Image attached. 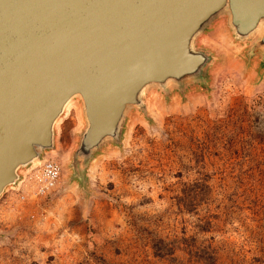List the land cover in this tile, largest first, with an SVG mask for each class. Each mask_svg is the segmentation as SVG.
Instances as JSON below:
<instances>
[{
    "label": "rangeland",
    "instance_id": "rangeland-1",
    "mask_svg": "<svg viewBox=\"0 0 264 264\" xmlns=\"http://www.w3.org/2000/svg\"><path fill=\"white\" fill-rule=\"evenodd\" d=\"M253 38L220 13L193 39L209 61L183 86L150 87L117 140L73 160L85 127L73 99L53 125L46 196L0 194V264H264V81Z\"/></svg>",
    "mask_w": 264,
    "mask_h": 264
},
{
    "label": "water",
    "instance_id": "water-1",
    "mask_svg": "<svg viewBox=\"0 0 264 264\" xmlns=\"http://www.w3.org/2000/svg\"><path fill=\"white\" fill-rule=\"evenodd\" d=\"M220 13L264 59V0H0V194L52 148L73 96L83 163L117 140L146 89L199 79L209 58L193 39Z\"/></svg>",
    "mask_w": 264,
    "mask_h": 264
},
{
    "label": "built area",
    "instance_id": "built-area-1",
    "mask_svg": "<svg viewBox=\"0 0 264 264\" xmlns=\"http://www.w3.org/2000/svg\"><path fill=\"white\" fill-rule=\"evenodd\" d=\"M24 169L19 185L27 189V194L20 197L22 200L27 197L31 199L44 197L59 183L60 167L53 160L45 159L40 165H28Z\"/></svg>",
    "mask_w": 264,
    "mask_h": 264
},
{
    "label": "bare ground",
    "instance_id": "bare-ground-1",
    "mask_svg": "<svg viewBox=\"0 0 264 264\" xmlns=\"http://www.w3.org/2000/svg\"><path fill=\"white\" fill-rule=\"evenodd\" d=\"M73 99H77L78 101H80L79 97H77V96H73L72 98L67 100V102L64 104V106L62 108V114L63 115L68 112L69 108L71 107V102H72ZM56 122H57V120L55 121V123ZM48 155H53V154H52V152L45 153L41 160L39 158H34V159L31 160V162H30L31 164H29V165H32V166L40 165L41 161L47 159Z\"/></svg>",
    "mask_w": 264,
    "mask_h": 264
},
{
    "label": "crops",
    "instance_id": "crops-1",
    "mask_svg": "<svg viewBox=\"0 0 264 264\" xmlns=\"http://www.w3.org/2000/svg\"><path fill=\"white\" fill-rule=\"evenodd\" d=\"M253 70L255 75L264 81V59H259L253 63Z\"/></svg>",
    "mask_w": 264,
    "mask_h": 264
}]
</instances>
